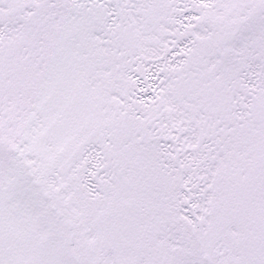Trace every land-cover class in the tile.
I'll return each mask as SVG.
<instances>
[{"label": "snow or ice", "instance_id": "6c2138e0", "mask_svg": "<svg viewBox=\"0 0 264 264\" xmlns=\"http://www.w3.org/2000/svg\"><path fill=\"white\" fill-rule=\"evenodd\" d=\"M0 264H264V0H0Z\"/></svg>", "mask_w": 264, "mask_h": 264}]
</instances>
